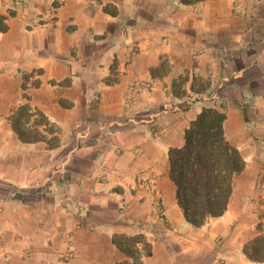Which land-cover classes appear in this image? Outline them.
Instances as JSON below:
<instances>
[{"label":"crops","instance_id":"crops-1","mask_svg":"<svg viewBox=\"0 0 264 264\" xmlns=\"http://www.w3.org/2000/svg\"><path fill=\"white\" fill-rule=\"evenodd\" d=\"M131 81L144 86L128 101ZM203 106L225 114L245 168L225 213L196 227L168 150ZM259 234L264 0H31L12 13L0 0V264L132 263L119 235L145 238L141 264H264L243 251Z\"/></svg>","mask_w":264,"mask_h":264},{"label":"trees","instance_id":"trees-1","mask_svg":"<svg viewBox=\"0 0 264 264\" xmlns=\"http://www.w3.org/2000/svg\"><path fill=\"white\" fill-rule=\"evenodd\" d=\"M182 3L190 2L182 0ZM105 10L111 14L116 13L108 8ZM29 109L24 105L19 113L29 117ZM36 114V125H43L47 132L53 134L48 119L41 112L37 111ZM224 120L223 112L203 106L185 129L183 145L168 150L169 177L176 187L177 204L186 222L196 227L225 213L233 192V179L245 168L241 152L225 136ZM14 128L22 138L29 136L38 140L44 137L38 130L26 133L19 122L14 124ZM51 139L56 140V137L52 135ZM142 238L141 235L115 236V243L132 258L133 264H141L132 245ZM144 247L145 255H149L147 241ZM243 251L251 260L264 261V235L259 234L245 244Z\"/></svg>","mask_w":264,"mask_h":264},{"label":"built area","instance_id":"built-area-1","mask_svg":"<svg viewBox=\"0 0 264 264\" xmlns=\"http://www.w3.org/2000/svg\"><path fill=\"white\" fill-rule=\"evenodd\" d=\"M5 3H6V6H7V9L9 12H19V11H27L30 7V1L31 0H4ZM175 2L177 3H182V0H174ZM185 1H189L190 4H197L203 0H185ZM37 18L38 16L37 15H34L33 19L30 20V22L32 24H35L37 23ZM135 49H132L131 51V55L133 53H135ZM130 58L128 57L127 61H129ZM30 86V83H26V87ZM144 86V83L143 82H140V81H131L129 83V86H128V90H129V97H128V101H132L133 97H134V94H136L137 91L140 90L141 87ZM216 104V103H215ZM145 238L143 237L142 239L138 240L137 242H135L133 245H132V250L134 251L135 253V256H137L140 260L146 256L145 255V247H144V242H145ZM72 256V252L71 251H68L67 253H65L64 257L65 259H69L70 257ZM127 264H133V263H127Z\"/></svg>","mask_w":264,"mask_h":264},{"label":"rangeland","instance_id":"rangeland-1","mask_svg":"<svg viewBox=\"0 0 264 264\" xmlns=\"http://www.w3.org/2000/svg\"><path fill=\"white\" fill-rule=\"evenodd\" d=\"M51 141L53 142L54 140H53V139H51Z\"/></svg>","mask_w":264,"mask_h":264}]
</instances>
